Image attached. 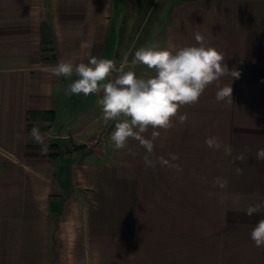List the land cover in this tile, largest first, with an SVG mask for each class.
I'll use <instances>...</instances> for the list:
<instances>
[{"label":"crops","instance_id":"crops-1","mask_svg":"<svg viewBox=\"0 0 264 264\" xmlns=\"http://www.w3.org/2000/svg\"><path fill=\"white\" fill-rule=\"evenodd\" d=\"M117 5L0 0V264H264V248L250 239L264 208L246 220L249 227L232 222L220 193L219 201L196 198L193 178L179 176L177 166L192 158L166 163L131 139L114 150L116 121L104 120L103 92L66 96L78 76L47 70L61 60L75 66L105 59L110 43L113 52ZM196 32L240 72L218 81L231 84L233 103L217 102L210 85L198 103L179 109L171 128L156 129L153 149H211L205 140L217 136L234 155L243 153L235 164H264L256 159L264 148V0H154L137 49L195 45ZM135 51L124 71L153 77L154 70L132 63ZM34 126L46 153L32 139ZM145 156L154 166L146 167ZM240 203L234 209L242 213L255 205Z\"/></svg>","mask_w":264,"mask_h":264},{"label":"clouds","instance_id":"clouds-1","mask_svg":"<svg viewBox=\"0 0 264 264\" xmlns=\"http://www.w3.org/2000/svg\"><path fill=\"white\" fill-rule=\"evenodd\" d=\"M195 45L180 47L176 50L162 48L158 43L140 47L134 53L133 64H142L155 71L150 78L138 77L134 71H124V63L119 69L113 60L92 57L88 63L73 65L63 60L55 66H49L54 77L78 76L65 90L66 96L73 94H99L105 122L116 121L115 130L111 134L114 150H123L128 147V141L135 140L153 154L154 141L160 136L156 129L167 130L173 126L179 109L199 102L205 90L215 84L217 102L233 103V88L230 85L221 86L218 81L229 76L232 80L240 78V72L233 68L229 70L225 63V56L216 48L208 46L205 37L195 33ZM113 71L119 72L114 81L102 83ZM121 117L126 119L121 120ZM187 120V113L178 116L180 124ZM153 129L151 138H145L144 133ZM33 141L40 145L42 153L47 152L48 145L45 137L34 126L31 132ZM206 145L214 150H223L231 157V162L243 161V153L233 155V148L222 142L220 137L212 136L205 140ZM247 151V145L244 146ZM173 160L175 154H169ZM256 159L264 160V148L257 150ZM145 165L154 166V161L145 156ZM177 170L179 166H177ZM237 175H243V169L235 168ZM207 183L206 178H201ZM227 181L221 177L214 178V186L225 187ZM211 195V193H209ZM264 203L249 205L245 211L247 216L260 212ZM250 239L257 248H264V219H260L252 228Z\"/></svg>","mask_w":264,"mask_h":264},{"label":"rangeland","instance_id":"rangeland-1","mask_svg":"<svg viewBox=\"0 0 264 264\" xmlns=\"http://www.w3.org/2000/svg\"><path fill=\"white\" fill-rule=\"evenodd\" d=\"M153 1L118 0L116 6L118 14L114 23L115 33L110 38V42L113 44V52L110 43L106 49L105 59L113 56L111 60L118 63L120 58L125 56L123 59L127 63L132 58L133 52L137 49L140 26ZM169 154H175L179 159L192 158L194 162L179 165L180 170L177 171L179 176L188 173V176L193 178V180H189V184H194L196 198L219 201L220 199L217 196L220 193L222 199L226 200L227 207L232 210L227 213L232 222L246 225V220L251 221L253 216L256 215L253 214L249 217L245 213L235 211L234 208H238L237 205L242 204L240 203L241 200L245 205L256 204V199L261 201L260 203H264V180H247L250 177L264 178V164L217 163L216 161L220 160H231L230 157L224 154L222 149H153L151 155L162 157L164 162L169 163L171 158ZM237 166L243 169V175L235 173ZM183 177L185 178L186 174ZM202 177L207 179V183L203 182ZM216 177H221L227 181L225 187L214 186L213 181ZM252 184L257 186L252 187ZM259 184L261 185L259 186ZM260 216L263 217L264 214H260ZM246 226L249 227V225Z\"/></svg>","mask_w":264,"mask_h":264},{"label":"trees","instance_id":"trees-1","mask_svg":"<svg viewBox=\"0 0 264 264\" xmlns=\"http://www.w3.org/2000/svg\"><path fill=\"white\" fill-rule=\"evenodd\" d=\"M42 30H43V41H44V43H47V40H48V38H47L48 28H47V26L45 24H43Z\"/></svg>","mask_w":264,"mask_h":264},{"label":"built area","instance_id":"built-area-1","mask_svg":"<svg viewBox=\"0 0 264 264\" xmlns=\"http://www.w3.org/2000/svg\"><path fill=\"white\" fill-rule=\"evenodd\" d=\"M121 63H124V65H125V64H126V60H125V59H123L122 61H120V62H118V63H115V64H116V66H117V69H119V67H120Z\"/></svg>","mask_w":264,"mask_h":264}]
</instances>
